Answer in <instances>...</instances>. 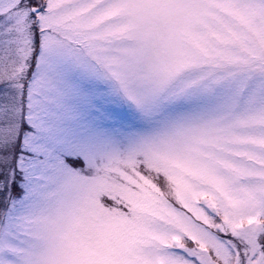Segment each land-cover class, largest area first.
Segmentation results:
<instances>
[{"label": "snow or ice", "instance_id": "6c2138e0", "mask_svg": "<svg viewBox=\"0 0 264 264\" xmlns=\"http://www.w3.org/2000/svg\"><path fill=\"white\" fill-rule=\"evenodd\" d=\"M0 264H264V0H0Z\"/></svg>", "mask_w": 264, "mask_h": 264}]
</instances>
